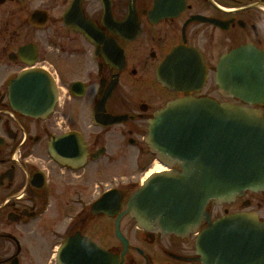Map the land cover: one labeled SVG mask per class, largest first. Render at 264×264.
Returning a JSON list of instances; mask_svg holds the SVG:
<instances>
[{"label": "flooded vegetation", "instance_id": "obj_1", "mask_svg": "<svg viewBox=\"0 0 264 264\" xmlns=\"http://www.w3.org/2000/svg\"><path fill=\"white\" fill-rule=\"evenodd\" d=\"M72 1L0 0V264H203L196 235L146 233L123 214L155 164L148 121L190 95L224 102L214 82L221 59L245 46L264 53V0H79L80 18L64 20ZM83 21L98 33L92 41L77 32ZM180 47L200 55L198 91L156 81ZM31 62L57 80L44 120L8 100ZM214 208L212 219L247 212L264 224V193L210 206V216Z\"/></svg>", "mask_w": 264, "mask_h": 264}, {"label": "water", "instance_id": "obj_2", "mask_svg": "<svg viewBox=\"0 0 264 264\" xmlns=\"http://www.w3.org/2000/svg\"><path fill=\"white\" fill-rule=\"evenodd\" d=\"M196 59L175 51L168 64L178 60L173 69L181 78L170 80L164 67L159 82L199 86L202 64ZM227 71L235 79H218L222 96L264 102V57L241 49L221 65L220 76ZM9 100L15 112L41 118L51 111L55 93L46 76L29 71L11 83ZM145 142L162 164L183 170L155 176L130 201L129 215L145 232L184 236L208 221L204 209L209 203L222 205L245 191H264V118L259 112L210 100H181L155 116ZM197 250L205 255L204 264H264V226L246 216L220 220L202 233Z\"/></svg>", "mask_w": 264, "mask_h": 264}, {"label": "bare ground", "instance_id": "obj_3", "mask_svg": "<svg viewBox=\"0 0 264 264\" xmlns=\"http://www.w3.org/2000/svg\"><path fill=\"white\" fill-rule=\"evenodd\" d=\"M164 171V168L159 166V165H155L154 169H153V172H163ZM150 174V173H149ZM148 174V175H149Z\"/></svg>", "mask_w": 264, "mask_h": 264}, {"label": "rangeland", "instance_id": "obj_4", "mask_svg": "<svg viewBox=\"0 0 264 264\" xmlns=\"http://www.w3.org/2000/svg\"><path fill=\"white\" fill-rule=\"evenodd\" d=\"M126 177H127V176H126ZM126 177H125V178H126Z\"/></svg>", "mask_w": 264, "mask_h": 264}]
</instances>
